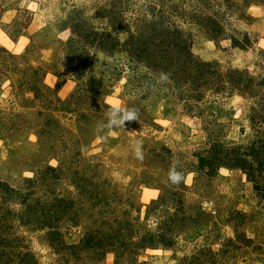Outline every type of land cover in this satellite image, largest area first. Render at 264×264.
I'll return each instance as SVG.
<instances>
[{"label": "rangeland", "instance_id": "1", "mask_svg": "<svg viewBox=\"0 0 264 264\" xmlns=\"http://www.w3.org/2000/svg\"><path fill=\"white\" fill-rule=\"evenodd\" d=\"M206 1L0 0V182L19 197L0 199V211L11 213L16 250L37 264H264V186L237 169L195 170L209 143L264 140V0ZM77 14L122 43L127 31L135 42L153 38L130 49L107 41L102 52L71 28ZM206 16L218 28L200 23ZM153 29L180 32L170 51L183 69L212 64L201 87L159 81ZM92 78L98 94L84 88ZM109 98L138 119L99 129ZM173 164L179 185L167 178ZM57 196L66 214L51 206ZM47 211L59 216L57 249L39 227ZM121 221L137 230L116 239Z\"/></svg>", "mask_w": 264, "mask_h": 264}, {"label": "trees", "instance_id": "2", "mask_svg": "<svg viewBox=\"0 0 264 264\" xmlns=\"http://www.w3.org/2000/svg\"><path fill=\"white\" fill-rule=\"evenodd\" d=\"M202 1L204 2L206 6L208 5V2L206 0H202ZM76 18L77 20L74 21V25L71 27L73 31L77 32L79 36H82V40H84L83 42L87 44H93L95 41L97 44V49L102 52L109 53L106 47L107 41L111 43L112 47L113 46H119V47L127 46V49H130L131 47H134V45H136V42L137 44L139 43L141 46L143 44L147 45L148 44L146 43L147 39L152 40L153 38L150 35L149 37H145L144 41H140L139 37L136 36L135 37L136 42H135L134 38L132 37V33L127 31L126 34H128V37L122 43L118 35L113 37L110 33H105L97 29H94L92 26H88L87 24L88 20L87 19H86L87 21L84 20L83 16L80 18V16L77 14V16H75V19ZM205 18H206V21H204V19L201 18L200 23L204 25L207 23L211 25L212 23L214 24L215 28L216 27L218 28V23L216 22L213 23L212 18H209L207 16ZM215 28L213 27L212 30L210 29V31L214 32L215 30L213 31V29ZM113 30L118 32L117 28L115 29L112 28V31ZM153 31H155L154 34L156 33L159 35V39H158L159 45L157 47L158 50L156 52L160 55L158 58L160 59V63L161 62L163 63L164 73L168 74V80L169 81L172 80V83L177 87V89H180L182 88L183 85H186L188 83L186 78L189 77L191 78L192 82L195 83V87L197 89L198 87H201L200 83L202 80V76H204L203 73H205L208 70H211V67L213 68L212 64L208 62L197 63V64L195 63V65L192 66V70L190 72L189 70L185 68L183 69L182 67L178 65V64H181L179 63L180 61L179 55L175 56L170 51V48L173 46L174 42L182 41V39H179L180 35H178L180 34V32L177 29L175 30L173 29L172 31H169V32L163 29H158V30L153 29ZM172 37H175V38H172ZM172 39H174L175 41H171ZM131 41H133L134 44H131ZM183 43L185 44L183 46V49L185 50L184 53L186 56L189 57L190 53L188 51V48H185L187 47L186 42L184 41ZM136 46H139V45H136ZM136 49H138V47ZM142 49L146 50L144 49V47H142ZM137 59L140 60L139 57ZM150 61L151 63H153L152 60ZM184 61L185 60H183V62ZM146 64L148 65L147 66L148 68L152 69L149 63L146 62ZM170 65L171 67L172 65H176L177 69H174V68L172 69L171 67H169ZM95 83L96 81L94 80V78H92L88 81L89 85L86 84L84 88L86 87L87 89H90V91H92L93 93L98 94V91H96V87L91 86ZM79 93L81 96L82 90ZM99 111H100V108H99ZM222 168L241 170L244 173L245 177L248 179V181L254 184V187H256L255 189H258L259 184H262L264 186V140H259V138H257L249 145L237 146V147H226L222 143L214 141L212 143H209L208 147L204 149L201 153H197L195 170H197L198 172H203L205 173L206 176L209 177V176H212L216 170L222 169ZM45 172L48 174L54 175L55 176L54 178H57L59 176L56 170L52 167H48L45 170ZM259 175H261L260 178L262 182H257L255 180L256 177ZM41 176H43V174ZM48 181L54 182L53 179H48ZM48 181L46 183H48ZM27 182H31V181L27 180ZM1 189L4 195H1L0 199H2L3 201L11 200L12 196L18 197V192L8 187L5 183L0 182V190ZM21 202L25 203L27 201H24L23 199L21 200ZM62 204H66L65 199L63 197L57 196L55 197L54 203L51 206L54 207V209H62L63 211L62 213L66 214L67 211L64 212V209H66L67 207H64ZM8 212L9 213L0 211V215L2 216V218L0 219V264H37V261L34 259V256H32L30 251L24 248H21V251H19V250H16V248L12 245V242L15 240L12 239L13 237H11V235L9 236V233H8L9 225L7 223V215L11 214L9 210ZM174 215L175 214H172L170 218L174 217ZM42 217L44 218V220L42 221L39 227L40 229L47 230L46 237H47L48 244L50 246H53L54 242H61L59 239L61 237L59 230L57 227H55V224L52 221L53 218L57 220L59 216L57 214H48V211H47L43 213ZM124 224H125L124 221L118 222V227L114 231V235L116 239L122 236L124 232L130 235L136 232L137 230L136 226L127 222L126 224L127 228H125L123 226ZM106 228L107 226H104L103 230L106 231ZM108 232H111V230ZM160 236L161 237H159V242L163 240L162 233ZM141 237L142 239H145L144 235H141ZM112 239L113 237L111 238V240ZM134 244L136 243H132L130 241L129 245L124 247L122 243V246H123L122 251L129 247L132 248ZM88 245H89L88 250L94 248L92 242L88 243ZM99 245L102 247L111 246L108 242L106 245L103 243H100ZM54 247L57 249V245H54Z\"/></svg>", "mask_w": 264, "mask_h": 264}, {"label": "clouds", "instance_id": "3", "mask_svg": "<svg viewBox=\"0 0 264 264\" xmlns=\"http://www.w3.org/2000/svg\"><path fill=\"white\" fill-rule=\"evenodd\" d=\"M168 80V74L160 73L159 81L161 83L166 82ZM108 103L110 104V108L107 111V122L101 123L99 125V129L107 128L109 130L113 128L124 127L127 122H133L138 119V110L135 108H129L127 106H123L119 100H113L109 98ZM35 139V137H33ZM134 154L136 159L143 160L144 154L142 151V142L137 140L134 142ZM192 174L189 173L188 179H191ZM168 180L173 185H179L182 180H184L183 173L177 171V165L173 164L167 174Z\"/></svg>", "mask_w": 264, "mask_h": 264}]
</instances>
